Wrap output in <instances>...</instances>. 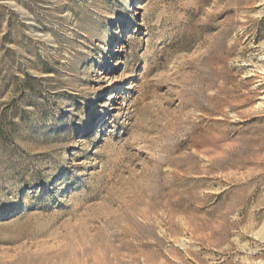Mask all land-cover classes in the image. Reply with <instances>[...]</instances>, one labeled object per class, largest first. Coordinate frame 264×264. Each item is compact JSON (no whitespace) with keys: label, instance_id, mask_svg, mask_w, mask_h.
<instances>
[{"label":"rangeland","instance_id":"1","mask_svg":"<svg viewBox=\"0 0 264 264\" xmlns=\"http://www.w3.org/2000/svg\"><path fill=\"white\" fill-rule=\"evenodd\" d=\"M0 264H264V0H0Z\"/></svg>","mask_w":264,"mask_h":264},{"label":"bare ground","instance_id":"2","mask_svg":"<svg viewBox=\"0 0 264 264\" xmlns=\"http://www.w3.org/2000/svg\"><path fill=\"white\" fill-rule=\"evenodd\" d=\"M113 53H115V51H113Z\"/></svg>","mask_w":264,"mask_h":264}]
</instances>
